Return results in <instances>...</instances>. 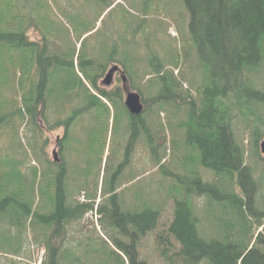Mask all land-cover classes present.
<instances>
[{"label":"trees","instance_id":"obj_1","mask_svg":"<svg viewBox=\"0 0 264 264\" xmlns=\"http://www.w3.org/2000/svg\"><path fill=\"white\" fill-rule=\"evenodd\" d=\"M116 1L0 0V264H34L38 248L40 264H264L262 233L250 244L264 214V181L252 178H264L252 162L262 160L264 0ZM161 21L174 22L170 37L180 32L182 62L195 55L182 75L200 79L185 91L167 70L181 55L160 39ZM121 76L142 97L138 115ZM161 111L182 150L166 156L160 180L136 187L124 140L141 139L158 164L169 132ZM215 204L225 215L210 214Z\"/></svg>","mask_w":264,"mask_h":264},{"label":"rangeland","instance_id":"obj_2","mask_svg":"<svg viewBox=\"0 0 264 264\" xmlns=\"http://www.w3.org/2000/svg\"><path fill=\"white\" fill-rule=\"evenodd\" d=\"M127 8H130L129 6H127ZM98 11H101V8H97ZM179 16L181 17V13H182V9H181V5L180 3H178V7L177 9L175 8V10L173 12H170L169 13V16L166 17L168 18L170 21H177L178 19V14ZM99 23H100V18H99V21H97L95 23V28H98L99 26ZM172 26L176 27L174 22H170ZM172 26H170V30L166 29V24L164 22H160V25L158 27V32L160 34V39L164 40L168 46V50L170 52H173V53H176V54H181L184 46L181 45V42H183V39H182V36L179 32V29L177 28V31L179 32V36L177 38H172L169 36L170 34V31L172 30ZM93 30V31H94ZM92 31V32H93ZM31 36H32V33H31ZM194 58V56L192 55L191 57H189L182 65L180 68H168L167 70H173L176 78H182L184 79L185 81H191L192 78H194L196 81H199V77L196 78V76L194 75H189V76H184L182 75V71L183 73H187L188 71V68H192L194 66V62L192 61V59ZM262 76L264 77V74H262ZM148 76H145V78H148ZM184 84H187L186 82H183ZM264 83V80H262L260 82V84L262 85ZM261 90L264 91V87L260 88ZM258 101H259V105L258 106H263L264 105V95L263 97H260L258 98ZM152 102V101H151ZM125 105V104H124ZM126 106V105H125ZM127 108V106H126ZM259 114L261 115L262 119L260 121V128L261 130L259 131V138L257 140V143L258 145H256V149L258 150V152H260V156L262 157V160L258 159V157H253V160L252 162L254 163L253 164V167L254 168H257V167H260V166H264V154L261 153V145H260V141L264 138V123H262V121H264V106L262 108L259 109ZM162 114H165L166 112H163L161 111ZM234 121L236 123H239V130L241 131L240 132V138L238 139V142L239 144H241L243 147H245V150L246 152L248 153L249 152V147L251 146V141L253 140V135L251 134V130L246 126V121L243 117V115H241L240 117H236L234 119ZM61 130H58V129H55V130H52L49 135L51 138H54V136L57 134V133H60ZM129 133H124V137L128 138ZM172 134L171 132H168L166 134V145H165V151H164V155H165V158L162 159V156L160 158V160L162 159L161 163L165 161L166 159V156L168 154H171L170 156H167V161L168 162L169 160H171L172 156H173V152L176 154L178 148L180 147L181 150H182V142L180 140L177 141L178 137L180 138V135H182L183 133L180 131L179 133H176V134H173L175 135L174 139H170L168 140V135ZM131 138V136H130ZM181 139V138H180ZM128 144H129V141H125L124 140V145L122 147V158L125 157V152L128 150L129 153L128 154H132L131 155V158H130V162H128V174H129V171L130 173L132 172H137V173H140L143 178H145L146 180H160L159 178V175L157 173H161L160 170H159V166L161 165L160 163L159 164H156L155 162H148V150L147 148L145 147V145L142 144V141L141 139L139 140V145L137 146L136 145V141L134 143H131L130 144V148L128 147ZM130 149V150H129ZM175 149H176V152H175ZM162 153V152H161ZM180 157L183 159V161L185 162L186 161V153L185 151L183 150L182 151V154H180ZM247 159V163L250 165L252 162L249 161L248 158ZM133 169V170H130V167ZM139 170V171H138ZM252 178H254L255 180L257 179V182H260L262 183V181H264V178L262 179H259L258 176H257V172L255 171V173L252 172ZM140 177V175H139ZM139 177H134L131 179V182L133 185H135L136 187H138L140 184H142L141 180H139ZM140 183V184H139ZM222 187H224L222 185ZM221 187V188H222ZM223 189V188H222ZM238 190V189H237ZM217 207L218 205L215 204L214 205V208H212L211 213H218L215 215V218L216 216H223L225 215L223 212L225 211H216L217 210ZM224 208V206H223ZM220 212V213H219ZM90 215H94V214H90L88 213V217H90ZM209 215V213H208ZM96 217H94L95 221H96V218L98 217V215H94ZM263 225H264V222H263ZM262 226H258V225H254L253 226V231L256 232V234L260 231V232H263L261 237H264V227ZM212 227V226H210ZM256 228V229H255ZM254 240L251 239V243H254L253 242ZM143 251L147 252L149 254V256H151L153 253V249L151 248H143ZM34 256L36 258V261L34 264H39V260L42 258L43 256V249L42 248H38V249H35L34 250ZM155 256V255H154Z\"/></svg>","mask_w":264,"mask_h":264},{"label":"water","instance_id":"obj_3","mask_svg":"<svg viewBox=\"0 0 264 264\" xmlns=\"http://www.w3.org/2000/svg\"><path fill=\"white\" fill-rule=\"evenodd\" d=\"M117 70L116 66H112L107 73L105 74L104 78L102 79V83L103 84H110L111 80H112V76L113 73ZM122 82H123V88L126 91V96H125V105L127 106V108L129 109V111L133 114H139L141 109H142V105L140 103V99L139 96L136 92H130L127 91L125 88V77L122 76ZM261 145V150L262 152H264V140L260 143ZM53 156L56 159V151H53Z\"/></svg>","mask_w":264,"mask_h":264},{"label":"bare ground","instance_id":"obj_4","mask_svg":"<svg viewBox=\"0 0 264 264\" xmlns=\"http://www.w3.org/2000/svg\"><path fill=\"white\" fill-rule=\"evenodd\" d=\"M77 46H79V44H77Z\"/></svg>","mask_w":264,"mask_h":264}]
</instances>
